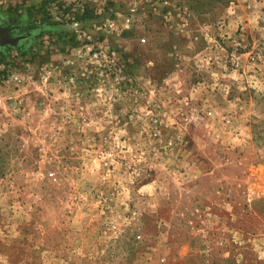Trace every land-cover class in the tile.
<instances>
[{"label": "rangeland", "instance_id": "1", "mask_svg": "<svg viewBox=\"0 0 264 264\" xmlns=\"http://www.w3.org/2000/svg\"><path fill=\"white\" fill-rule=\"evenodd\" d=\"M0 29V264H264V0H0Z\"/></svg>", "mask_w": 264, "mask_h": 264}, {"label": "trees", "instance_id": "2", "mask_svg": "<svg viewBox=\"0 0 264 264\" xmlns=\"http://www.w3.org/2000/svg\"><path fill=\"white\" fill-rule=\"evenodd\" d=\"M93 18V11L88 10L87 8L82 9V10H76V12L73 13L72 19L74 21H85V20H90ZM52 26V24H50ZM2 55L0 54V64L2 63L1 61L3 60Z\"/></svg>", "mask_w": 264, "mask_h": 264}, {"label": "water", "instance_id": "3", "mask_svg": "<svg viewBox=\"0 0 264 264\" xmlns=\"http://www.w3.org/2000/svg\"><path fill=\"white\" fill-rule=\"evenodd\" d=\"M14 41L15 39L4 36L3 31L0 29V45L12 44Z\"/></svg>", "mask_w": 264, "mask_h": 264}, {"label": "built area", "instance_id": "4", "mask_svg": "<svg viewBox=\"0 0 264 264\" xmlns=\"http://www.w3.org/2000/svg\"><path fill=\"white\" fill-rule=\"evenodd\" d=\"M14 80H15V81H18L16 77H14Z\"/></svg>", "mask_w": 264, "mask_h": 264}]
</instances>
